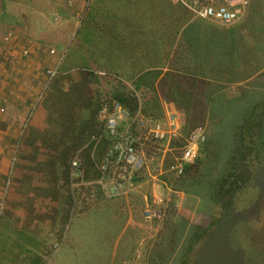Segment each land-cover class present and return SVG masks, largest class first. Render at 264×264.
<instances>
[{
	"label": "trees",
	"instance_id": "trees-1",
	"mask_svg": "<svg viewBox=\"0 0 264 264\" xmlns=\"http://www.w3.org/2000/svg\"><path fill=\"white\" fill-rule=\"evenodd\" d=\"M51 8L54 13H48L47 18H51L55 14L54 8ZM152 8H156L159 13L155 16H149L150 14L148 15L146 12ZM195 8L183 0H89L85 16L75 35V39L80 40L81 51L78 55L79 58H82V62L72 64L70 68L80 69L78 74L80 73L87 83L82 85L83 87H88L89 83L97 84L98 73L105 72L119 77L118 88L111 94L104 95L98 85H95L94 95L88 104L89 107L78 114L77 127L73 136L59 148L55 156V165L58 167L57 170L60 175L59 189L62 200L60 218L54 229V239L50 248L45 246V257L37 253L32 264H46L47 261H52L55 254V242L56 245H59L60 240L66 239L69 241L68 239H70L74 242L71 244V249L76 248L77 243L74 239L80 232H78L79 229L75 228L77 219H91L92 216L100 214H97V212L102 211L106 219H99V225L101 231L107 235L104 241L110 244V251L116 239L120 237L121 234L118 233L122 227L127 236L134 239L132 231L139 229L137 225L143 221L144 216L146 218L154 216V220H157L156 205L151 203L150 206L154 208H149L147 214V208L144 207L145 201L141 194L128 193L110 198L105 195L101 185L97 183L100 176L98 165L112 143V139L104 134V122L99 119V110L107 102H119L131 115L140 111L146 119L151 117L152 121L161 120V122H164L162 121V111L158 102H160L159 98L166 101L169 107H172L173 111L177 113L179 124L178 130L170 137L168 143L170 148L182 147L187 143L193 132L206 128L204 133L208 136L200 145L195 162L186 166L183 174L179 177L171 173L176 181L171 180L174 177L162 176L174 192L178 190L186 194L189 193L190 188H187V185L184 186V184L191 178L195 179L197 175L203 178L195 183L199 189H209L208 187L212 186L210 187L211 191H207L206 195L208 201L212 202V205L214 204V208L212 207L211 213H204L203 217L206 222L205 224L201 223L203 225L199 224L201 226L200 232L192 237L194 238L192 242L189 244L188 241L177 251L174 257V262L177 264H187L185 258L193 255V246H198L199 241L209 231L215 229L219 231V223L229 211L234 209L235 199L244 190L247 191L248 188L254 186L261 177H264V166L260 165L259 167L257 157V148H260L262 153L264 149V135L261 127L264 114L261 115L256 112L246 113L241 122L238 120L235 123L232 148L228 150L230 155L226 159L228 165L225 170L217 171L218 173L215 176L212 175L211 179L208 178L207 172L204 173L206 162H210L212 144L216 145L214 139L215 126L210 122L205 126L206 113L195 110L196 104L200 103L201 100L200 97H197L196 90L199 82L194 79L188 82L187 89H180L181 85L174 81V78L176 79L178 76L175 77L176 73L170 72L167 59L179 29L193 17H200L196 14ZM147 17L152 19L153 22H149ZM140 26L148 27V29L143 32ZM172 27L173 32L167 34L168 29ZM140 37L145 38L148 44L158 43L150 48V52L154 56L153 59L150 57L149 50L139 47ZM142 54L147 56L148 63L144 67H139L137 61L141 58L139 55ZM127 60L133 61L131 62L133 63L131 65L133 68L131 72L133 89H128L121 78L124 74L123 65ZM91 66H94V68H91ZM159 76L162 78L157 86L161 97L156 95L155 86ZM148 80H150L148 87L153 91L154 97L150 102L143 101L141 106L135 91L140 90L142 85H146ZM199 116H201L200 122L197 119ZM145 132L146 127H139L137 122L133 123L132 133L134 135L143 138ZM100 134H103L102 138L95 143L91 139L92 136ZM143 142L145 141L143 140ZM146 145L150 147L145 142L142 145L145 150L148 149ZM136 147H140L139 143H136ZM177 152L174 149L165 153L163 168L166 169L169 166L172 156ZM236 155L239 156L236 157ZM74 158L77 160L78 168L72 166ZM141 180L142 178L138 177L136 181ZM210 180L212 182L208 184ZM177 182L179 183L178 188L175 185ZM205 184L208 185L205 186ZM177 196L180 195L177 193ZM170 201L168 213L173 212L170 210L176 202L175 194L173 197L171 196ZM173 224L176 223L165 218L158 233L159 238L164 239L167 236L166 231H168L167 244L172 248L175 246V241L178 239L181 229ZM169 229H172V231ZM260 237L264 238V234L261 233ZM161 242L163 241L161 240ZM148 260H152L150 256ZM158 261L159 264L164 260L160 258Z\"/></svg>",
	"mask_w": 264,
	"mask_h": 264
},
{
	"label": "rangeland",
	"instance_id": "rangeland-1",
	"mask_svg": "<svg viewBox=\"0 0 264 264\" xmlns=\"http://www.w3.org/2000/svg\"><path fill=\"white\" fill-rule=\"evenodd\" d=\"M88 2L89 0H80V2H76L75 0H63L58 8L54 7L56 11L51 18L39 17V13L35 9L36 2H34V0H23L19 5L16 3V12L18 11L21 15H25L29 21V27H31L34 32L30 35V40L41 43L45 45L46 48H49L48 54L54 56V58L57 56L59 63L53 61L54 63L51 64V67H48V65L45 67L44 73H46L47 69L50 73L52 72L50 79L51 84L46 87L45 91L41 92L43 98L40 96L37 102L30 108V111L27 112L26 118L24 119L26 120L25 123L23 125L21 124L22 127L19 129L18 139H16V144L12 148L11 162L5 178L6 184L3 186L4 196L10 195V188L12 187L10 182H12L13 177L19 172L22 174L24 171L25 175L30 174L32 179L37 178L38 181L40 180L43 182V178L46 180V173L50 174L51 172V175H53L58 171V167L55 165V156L59 147L57 149L56 145L53 144L59 142L61 137L59 138L57 130L54 131L55 129H50L51 133L53 132V134H56V137L49 138L47 130H45L44 127L43 129L36 128V124H38V121L45 124L46 121V126H54L55 123L53 124V118L56 123L60 121L58 119L59 115L56 113L59 109V105L55 106L52 102L49 103V101L66 100L63 103H68L70 107H73L74 104L69 103L71 102L69 98L72 100L74 99L72 92L77 93L80 92V89L84 88L80 85L81 80H83V85L87 84L80 73L78 74L80 69H71L70 67L72 64L82 62V58H79L78 55L81 51L79 44L80 40H78V38L75 39V35L85 16ZM49 5L51 6V3L48 4L47 0H43L42 3L37 2V6L41 7L42 10L45 11V14H51L53 11ZM146 13L148 15L150 14L149 16H155L159 11L156 8H152ZM147 19L149 22H153L152 19L148 17ZM191 26L192 27L184 33L183 38H191L188 42L203 48L205 50V59L209 58L207 50L210 49L217 40L215 29L205 24H196V22L195 24H191ZM141 27L142 26H140V28ZM263 28L264 0H250L246 14L241 20L237 21L235 27V40L239 41L242 37L250 40L252 36L253 39L256 33H262V31H264ZM147 29L148 27H142L143 32ZM170 30L169 28L167 34H170ZM194 41L199 43L195 44ZM157 44V42L148 44L145 38L140 37L139 47L145 50L147 49L149 52L150 48H152L151 46ZM51 50H53V53H51ZM204 50L200 49L197 56H201ZM245 52L247 53V51ZM241 56L244 57V55ZM150 57L152 59L154 58L151 52ZM202 57L203 56H201V58ZM128 62L131 63L133 61ZM138 62L139 67H144L146 63H148L147 56L143 54ZM125 66H123V69H128L127 74L131 75L130 72L133 71L132 66L130 64L127 65V69H125ZM91 68H94V66H91ZM48 71L47 74H49ZM62 72H64L62 76L65 78L62 86H70L69 88L73 91L61 95L56 93V91H58L57 89H61L60 86L56 88L53 85H59V77ZM125 73L126 72L122 75L124 78ZM127 78L129 80L131 79L129 77ZM118 80L119 77L106 74L105 72H99L97 84L89 83L90 86L88 85V87L94 90L95 85H98L104 95H109L118 88ZM125 84H127L126 86L128 87H132V84L129 82ZM47 114H49L48 118L44 119ZM245 114L225 113V117L214 112L213 114H206L205 126L210 122V118L213 119L212 125H214V123L217 124L214 125L216 133L214 139L216 145L212 144L210 162L207 161L205 164L206 169L204 173L207 172L210 175L207 174L208 178L211 179L212 175L215 176L216 173L225 170L227 167L228 161L226 162V159H228L230 155L228 151L229 148H232V136L235 130V123L238 120L241 122V120L245 118ZM73 115L74 112L65 115L62 124L66 125V123L70 122L73 125L75 123ZM49 116L51 117L50 119ZM213 116L214 118H212ZM200 117L201 116L197 118L198 122L201 120ZM49 120L51 123H48ZM198 131L204 133L206 132V128ZM204 135L207 138L208 134L206 135L204 133ZM33 136H37L38 138L43 136L41 140L43 143L34 144L33 142L36 140L32 139ZM28 137H30L29 143H27ZM54 138H56V141H54ZM153 147L154 148L150 149L148 147L146 150L143 148L142 150L145 157V166L140 174V178H142L141 181H143L144 184L141 188H136L132 194H141L142 198L143 196L146 197L147 200H144V207L147 208V214L149 213V208H154L150 206V204L153 203L156 205V210L158 211L156 215L157 220H154V216L147 218L144 216L143 221L137 225L139 229L132 231V237L139 240L135 264H158L157 262H159L158 260L160 258L164 261L159 264H173L175 263L174 257L177 251L188 243V241L190 244L194 239L192 237L200 232V225L205 224L206 220H204L203 217L204 213L206 212L209 214L212 211V207L214 208V204L212 205V202L208 201L206 195L207 191H209L212 186H209V189H199L195 183L203 178L197 175L195 179L191 178L184 184V186L187 185V188H190L191 191L189 193L186 194L178 190L174 192L168 185L167 180L162 177H174L167 168L165 169L162 167L164 162L163 146L155 145ZM257 149L259 167L260 165L264 166V149L263 153L260 148ZM29 154L31 156H28ZM238 156L239 155H236V157ZM31 166H34L33 172L29 171L32 168ZM173 179L171 180L176 181L175 177ZM211 182L212 180H210L208 184ZM175 185H177V188L179 187L178 182ZM207 185L205 184V186ZM177 193L180 195L179 197ZM174 194L176 196V202L170 210L173 212L168 213V205L171 202V196L173 197ZM37 197L39 202L41 200L48 201V198L45 200L44 197ZM238 197L235 199L234 209L229 211L220 221V230L218 231L215 229L209 231V233L199 241L200 243L198 246H193V255L185 258L187 264H249V262L250 264H264V238L260 237L261 233L264 234V177H261V179L258 180L254 186L248 188L247 191L244 190ZM150 199L151 202H149ZM159 207L162 208L159 209ZM97 214L96 216H92L91 219H77L75 228L77 230L79 229L78 232H80L74 239L75 243H77L76 248L71 249V244L74 242L70 239H68L69 241L66 239L60 240L59 245L54 247V259L52 261H47L46 264H122V260L120 261L119 258L125 255L128 249L123 255H118L120 249L128 242L133 245L135 241L132 240L135 239L128 238L122 227L118 233L121 235L116 239L110 251V244L104 241L107 235L101 231V226L99 225V219H106V217H104L105 214H103L102 211L97 212ZM165 218L169 221H174L176 224L173 225L181 228L179 237L176 239L173 248L167 244L168 231H166V238L163 239L158 236L159 229L162 223H164ZM169 230L172 231V229ZM28 234V232H10L7 230L6 220L0 217V264H12V261H15L14 257H17L20 253L23 254L25 250H23L22 247L27 244L30 237ZM122 236L127 237V239L122 240L124 244L121 243ZM161 240L163 242H161ZM117 243L120 244L117 245ZM155 247L157 248L155 249ZM8 254L10 256H8ZM149 256L152 259L151 261L148 260Z\"/></svg>",
	"mask_w": 264,
	"mask_h": 264
},
{
	"label": "crops",
	"instance_id": "crops-1",
	"mask_svg": "<svg viewBox=\"0 0 264 264\" xmlns=\"http://www.w3.org/2000/svg\"><path fill=\"white\" fill-rule=\"evenodd\" d=\"M22 1L0 0V217L6 220L7 230L10 232H28V235H30L27 244L22 247L25 251L23 254L20 253L17 257H14L15 261H12V264H32L37 253L45 257V246L50 248L54 239L53 233L58 224L62 206L58 171L53 175H51V172L50 174L46 173V180L43 178V182L38 181L37 178L32 179L30 174L25 175L24 171L22 174L19 172L10 182L12 186L10 195L4 196L3 194V186L6 184L5 178L11 162L12 148L16 144V139H18V132H20L19 129L22 127L21 124L25 123L26 120L24 119L27 112L30 111V108L40 96L43 98L41 92L45 91L46 87L51 84V77L47 74L48 69L46 73H44V69L47 65L51 67V64L54 63L53 61L59 63L57 56L54 58V56L48 54L49 48L30 40V35L34 32L29 27V21L24 14L21 15L18 11L16 12V3L19 5ZM42 1L34 0L36 2L35 9L38 11L39 17H47L48 14H45V11L37 6V2L42 3ZM47 1L48 4L51 3L50 7L58 8L63 0ZM75 1L80 2V0ZM248 6L249 2L243 15L238 20L244 17ZM209 21L202 16L193 17L179 29L170 49V55L167 58L170 72L176 73L175 77L178 76L176 79L174 78V81L181 85L180 89L182 90L187 89L188 82L194 79L199 82L196 90L197 97H200L201 100L200 103L196 104L195 109L198 112L206 114H213L214 112L222 117H225V113L245 114L256 112L261 115L264 114V31L256 33L253 39V36L250 40L242 37L239 41H236L235 27L237 21L229 26ZM192 22L194 24L195 22L196 24H205L215 29L214 31L217 33V40L207 50L209 58L205 59V50L203 48L188 42L191 38H183L184 33L192 27ZM170 29L169 32H173V27ZM197 43L199 42H195V44ZM199 48L204 50L201 54L202 58L197 56ZM24 50L28 51L27 54H24ZM142 55L139 56L142 57ZM241 55H244V57ZM128 61L132 60L125 61L126 63L124 62L123 66L125 64L126 66L133 64ZM126 66L125 69H127ZM165 68L167 69V67ZM127 70L123 69V72H126L125 78L122 77L125 86L127 85L125 84L126 82L132 84V76L127 74ZM62 74L64 72L61 73V78L58 76L60 79L59 85H53L56 88L60 86L61 89H57L56 93L61 95L73 91L69 88L70 86H62L65 79ZM160 76L155 82L157 90V94H155L158 97H161L157 86L162 78ZM127 77L131 79L129 80ZM148 82L150 80L146 82V85H142L140 90L135 91L141 106L143 101L150 102L154 97L153 91L148 87ZM80 85H83V80L80 81ZM126 87L133 89L134 85ZM72 94L74 99L69 98L71 101L69 103L74 104L73 107H70L68 103H63L66 100L49 101L55 106L59 105V109L56 112L59 115V122L56 123L53 118L54 126H46V121L45 124L39 121L36 124V128L43 129L44 127L47 130L49 138L56 137V134L51 133L50 129L58 131L61 139L56 144H53L56 145L57 149L62 147L73 136L77 127L78 114L86 107H89L88 104L94 95V90L90 87H84L80 89V92H72ZM159 101L162 121H164L162 123H165L166 113L173 111V108L169 107L168 103L161 98H159ZM72 112H74L75 123L73 125L70 122L66 123V125L62 124L65 115ZM48 115L44 119L48 118ZM147 118L151 119V117ZM209 121L212 123L213 119L210 118ZM48 123H51L50 120ZM214 125L217 124L214 123ZM261 127L264 135V121L261 122ZM29 139L30 137L27 138V143H29ZM32 139L36 140L33 142L34 144L43 143L41 141L43 136L39 138L33 136ZM54 139L56 141V138ZM28 156L31 155L29 154ZM31 167L29 171L33 172L34 166ZM143 184V181H140L136 188H141ZM37 196L44 197L45 200L48 198V201L41 200L39 202ZM143 199L147 200L144 196ZM123 239H127V237L122 236V244H124L122 242ZM56 244L55 242V246ZM137 247H139V240L136 239L133 245L128 242L122 246L118 255H123L128 249V252L119 258L120 261L122 260V264L136 263ZM8 256L10 255L8 254Z\"/></svg>",
	"mask_w": 264,
	"mask_h": 264
},
{
	"label": "built area",
	"instance_id": "built-area-1",
	"mask_svg": "<svg viewBox=\"0 0 264 264\" xmlns=\"http://www.w3.org/2000/svg\"><path fill=\"white\" fill-rule=\"evenodd\" d=\"M183 1L193 8L196 7L197 15L223 26L234 24L243 15L248 4V0ZM27 52L24 50V54ZM48 73L51 77L52 72L48 71ZM99 118L104 122V134L112 139V143L98 165L100 176L97 183L101 185L105 195L110 198L128 194L138 186L140 181L136 180L140 177L145 166V157L142 153L144 148L142 145L145 142L148 143L149 148L162 145L164 155L167 151L174 149L178 151L172 156L167 170L179 177L183 174L186 166L195 162L200 145L205 141L203 133L197 130L189 136L185 145L180 148H170L168 146L170 137L179 127L178 115L174 111L166 113L165 123L155 122L144 118L139 111L131 115L119 102L114 101L107 102L100 108ZM134 122H137L139 127H146L143 138L132 133ZM102 135H94L91 139L97 143ZM136 143H139L140 147H136ZM72 166L78 168L76 158L72 160Z\"/></svg>",
	"mask_w": 264,
	"mask_h": 264
}]
</instances>
